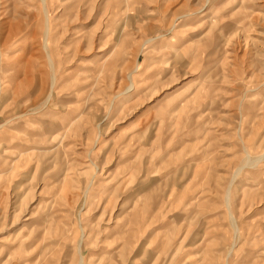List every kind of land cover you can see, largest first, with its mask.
<instances>
[{
	"label": "rangeland",
	"instance_id": "rangeland-1",
	"mask_svg": "<svg viewBox=\"0 0 264 264\" xmlns=\"http://www.w3.org/2000/svg\"><path fill=\"white\" fill-rule=\"evenodd\" d=\"M46 8L53 90L0 0V264H264V0Z\"/></svg>",
	"mask_w": 264,
	"mask_h": 264
},
{
	"label": "bare ground",
	"instance_id": "bare-ground-1",
	"mask_svg": "<svg viewBox=\"0 0 264 264\" xmlns=\"http://www.w3.org/2000/svg\"><path fill=\"white\" fill-rule=\"evenodd\" d=\"M40 1H41V5L43 6V13H44V17H45V26H44L43 37H42V45H43L42 47H43V49H44V51L46 53V59H47V63H48V67H49L50 73H51V75H50V88H51V90H53L54 87H55V85H56V71H57V68H58L57 66L60 65V60L57 57V55L56 56L55 55H52V53L55 50H53L52 48L49 47V46H52L53 44H52V41L50 39V36H51V34H50L51 26L49 25V20H48V10L46 8V0H40ZM55 43H56V41L54 42V44ZM54 47L55 46H53V48ZM50 96L51 95H49L47 97V100H45V102L49 100ZM226 199H228V196H227ZM226 204H227V202H226ZM226 206L228 207V205H226ZM230 220L232 221L233 226H235V220H234V218H232ZM234 229L236 230V227ZM79 241H81V239ZM79 257H80V255H79ZM80 264H82L81 261H80Z\"/></svg>",
	"mask_w": 264,
	"mask_h": 264
}]
</instances>
